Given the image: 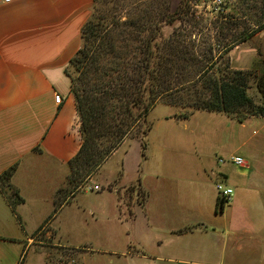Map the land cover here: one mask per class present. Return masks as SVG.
Instances as JSON below:
<instances>
[{
  "label": "crops",
  "instance_id": "0c3cea01",
  "mask_svg": "<svg viewBox=\"0 0 264 264\" xmlns=\"http://www.w3.org/2000/svg\"><path fill=\"white\" fill-rule=\"evenodd\" d=\"M91 5L92 0H0V176L14 168L8 182L22 200L12 210L0 191V246L10 252L2 264H16L22 242L30 243L45 222L32 213L48 212L58 199L62 210L73 194L58 198L64 196L68 162L81 145L64 69L80 47ZM263 31L220 49L227 69L246 71L251 52L264 69L259 45L245 48ZM196 113L202 116L195 118ZM200 119L208 123L201 125ZM173 120L180 121L176 130L184 140L174 149L180 156L165 157L162 144L152 162L157 171L151 165L140 175L146 149L138 138L124 140L112 153L127 145L120 172L105 179V186L116 180L120 189L94 195L96 208L82 205L96 220L112 224L102 234L97 259L83 257L81 264H264V117L238 122L194 110ZM234 157L244 164H232ZM217 184L232 189L219 213ZM133 185L144 199L125 212L121 201Z\"/></svg>",
  "mask_w": 264,
  "mask_h": 264
},
{
  "label": "trees",
  "instance_id": "16d2710c",
  "mask_svg": "<svg viewBox=\"0 0 264 264\" xmlns=\"http://www.w3.org/2000/svg\"><path fill=\"white\" fill-rule=\"evenodd\" d=\"M187 1L179 0L173 10L172 0H92L80 30V47L68 62L76 76L69 77L64 69L81 136L68 168L82 169L89 178L134 132L144 147L151 128L145 119L156 104L189 111L175 115L179 119L194 110L222 113L238 122L248 116L264 117V69L252 75L259 96L256 103L246 93L249 74L229 69L212 73L217 58L210 56L216 54V46L225 50L264 29V0H239L237 11L215 27L223 44L201 47L203 58L193 52L199 30L176 27L166 36L161 31L175 21L191 20L186 18ZM223 4L213 9L223 15ZM236 30L234 37L230 33ZM261 60L264 64V55ZM13 169L0 176V191L12 210L22 201L8 182ZM80 175L74 172V191L82 182ZM223 205L217 199L216 213Z\"/></svg>",
  "mask_w": 264,
  "mask_h": 264
},
{
  "label": "rangeland",
  "instance_id": "374dc122",
  "mask_svg": "<svg viewBox=\"0 0 264 264\" xmlns=\"http://www.w3.org/2000/svg\"><path fill=\"white\" fill-rule=\"evenodd\" d=\"M178 1L179 0H172L171 8L173 10ZM183 1L186 2L187 0ZM223 2L224 4L222 9L224 8L223 14L225 16L231 14L232 11L233 13L237 11L239 0H223ZM187 6L189 10L187 15L188 17L186 18H190L191 20H183L180 22L175 21L171 25L165 26L161 31L163 32V35L166 36L173 28L176 27H179L186 32L194 30L193 33H196V31L199 30L201 35L200 37L195 36V41L198 44L197 47L193 49V52L198 53L199 58H203L202 55L199 54L201 47H205L207 45L212 46V43L219 45L223 44L219 38H216L214 33L215 27L222 23L218 20V17H220L221 14H218V12H216L212 7L205 6L203 0H188ZM237 32L238 31L236 30L230 34L235 37ZM257 46L264 51V31L260 33L259 37L251 40L245 48L254 50ZM215 48L216 54L210 55L214 58H216V55L220 51L219 47L216 46ZM258 53H260L259 50ZM218 55L216 62H213L214 64L211 72L215 74L228 72L229 70L226 68L227 61H225L223 57L224 52H221ZM249 58H247L244 62V65L248 67L245 72L249 74V76L247 75L248 88L246 93L253 102L257 103L259 102V96L256 93L252 75L259 74L263 69V65L260 63V59H256L253 56L252 52L251 57ZM65 72L69 77L76 76V72L70 65L66 66ZM204 97H207V94L204 95ZM177 113L179 115H186L189 111L185 109H176L175 107L163 104H156L148 112L145 119V125L151 123V130H149L150 132L148 131L147 135L144 137V146L146 150L144 162L139 171L140 175H142L145 168L150 167L151 165L152 169L157 171V163L155 162V164H152V162L157 161L158 157L161 155L159 150L162 147V144L164 146L162 149V155L167 158L171 157V159H177L180 156L177 152H174V149L180 148L181 146L179 144L184 142L182 133H178L176 130V122L180 121L173 120ZM200 116H202L200 113H196L195 118H200ZM210 116H214V118H218V120L223 118L219 114H210ZM199 121L201 125L205 124L204 122L208 123L203 119H200ZM163 132L165 134L161 137ZM130 138H137L136 132L130 134ZM165 141L167 143L166 145L164 144ZM126 149L127 145H123L117 155H109L98 166L97 170L89 176V178L91 177L89 181V178L84 176V171L82 169L68 168L62 185V190L60 191V194L65 197L63 196L58 198L63 200L70 192L71 194L73 193L72 196L70 195V197L67 198L69 200L62 210L59 207L60 202L58 199L56 200L55 205L48 210V212L39 211L36 214L32 213V216L37 215L38 219L44 217L43 221L45 222H42L38 226V228L41 227V229H36L34 238L30 243H26L24 241L22 242V250L24 251L20 257L17 256L18 258H16V264H81L83 257H87L86 259L91 261L97 259L98 255L96 251L101 248L100 243L102 240V234L109 230L107 229V226H111L112 221L102 223L101 221L96 220L95 216H90L87 210L82 207L96 208L97 203L93 198L94 195L99 192L106 193L109 189L110 191H113L115 188L120 189V184L116 183V180L113 182L110 181L111 186H105V179H114L117 175L116 173L120 172V158L122 152ZM74 172H78L82 175L80 176L83 177L81 180L82 182H79V189L75 192H73L75 189V183L72 180L74 178ZM93 185H96L99 188V191L95 192L87 189V187H92ZM10 190L6 191L7 194L11 192ZM143 199L144 192L137 185H133L126 188L124 191L121 206L125 212H131V207L134 204L142 203ZM47 232H50L51 236H48L46 234ZM6 246L7 248H11V245ZM13 246L17 247L19 245ZM4 248L5 246H0V264H2L3 256H10V252L5 251ZM16 254L17 252L15 251L13 256ZM91 261L87 262L90 263Z\"/></svg>",
  "mask_w": 264,
  "mask_h": 264
},
{
  "label": "built area",
  "instance_id": "2783aa9c",
  "mask_svg": "<svg viewBox=\"0 0 264 264\" xmlns=\"http://www.w3.org/2000/svg\"><path fill=\"white\" fill-rule=\"evenodd\" d=\"M4 3H7L9 0H2ZM203 3H205V6L217 8L223 3V0H203ZM216 10V9H215ZM54 101L56 104H59L61 99L58 94H55ZM78 127L80 126L79 120H77ZM231 163L236 166L243 165V161L239 157L231 158ZM89 191H99V188L96 185H93L92 187H87ZM216 194L219 200H222L223 204L227 203L232 196V189L223 186L222 184H217L216 187Z\"/></svg>",
  "mask_w": 264,
  "mask_h": 264
}]
</instances>
